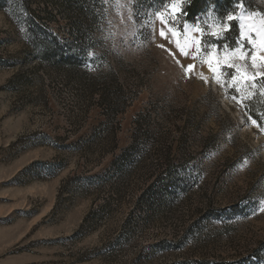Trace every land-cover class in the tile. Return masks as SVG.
<instances>
[{
	"label": "rangeland",
	"instance_id": "1",
	"mask_svg": "<svg viewBox=\"0 0 264 264\" xmlns=\"http://www.w3.org/2000/svg\"><path fill=\"white\" fill-rule=\"evenodd\" d=\"M154 2L139 0L146 26L129 28L112 0H0V264H264V132L206 65L159 37L158 20L152 35L167 0ZM192 2L180 21L206 30L240 12L238 0H203L189 19ZM243 3L264 12V0ZM238 35L232 21L208 40ZM134 145L126 180L84 190L79 179L125 166L115 162Z\"/></svg>",
	"mask_w": 264,
	"mask_h": 264
},
{
	"label": "snow or ice",
	"instance_id": "2",
	"mask_svg": "<svg viewBox=\"0 0 264 264\" xmlns=\"http://www.w3.org/2000/svg\"><path fill=\"white\" fill-rule=\"evenodd\" d=\"M187 2L188 0L162 2L161 8L150 14L152 35L156 34L155 21L158 20L161 25L158 29L159 37L174 45L180 56H190L193 61L206 65L211 73V82L222 89H230L231 93L228 94L231 101L245 111L252 125L264 132V113L253 118L248 103L256 96L258 87L259 95L264 96V12H247L243 0H238L239 14L229 12L221 22L208 24L206 30L199 20L194 24L186 20L180 21ZM112 3L124 9V13L118 15L127 27L134 28L138 24L146 26L140 21L136 8L139 0H112ZM232 21H237L239 25L235 46L230 47L225 44L223 47H218L217 44L209 42L208 37L222 39L231 30ZM178 23L182 26L177 27ZM157 47L168 52L175 63L182 68L185 76L192 73L195 64L189 63L184 67L171 49L164 44H159ZM85 55L86 58L93 60L96 58L93 52H86ZM199 79L205 84L210 83L209 78L203 73L199 74ZM258 211L264 213V199L259 201Z\"/></svg>",
	"mask_w": 264,
	"mask_h": 264
},
{
	"label": "trees",
	"instance_id": "3",
	"mask_svg": "<svg viewBox=\"0 0 264 264\" xmlns=\"http://www.w3.org/2000/svg\"><path fill=\"white\" fill-rule=\"evenodd\" d=\"M75 1L77 2V4L79 6H82L83 3L85 2V0H72V2ZM202 1L203 0H193L192 4H190L188 7L185 8L186 13L189 16V19H192L194 16L197 15V13L201 10L202 8ZM223 2L226 3V0H223ZM154 4H160V0H155ZM159 6L157 5L156 10L159 9ZM138 147L136 145L132 146L131 148L127 149L115 162V164H117L118 162L121 163L123 162L124 165L120 164V166L116 167V168H112L111 169V173H108L106 175H96V177H83L81 179H79L81 182H83V187L85 188L84 190L88 189L89 186H94L96 187V189H100L102 187L103 183L106 182H110L111 180H113L114 178H118L121 181L126 180L127 177H129L132 174V170L137 166L138 164V160L137 159H133V161H130L127 164L128 159L131 157V151L132 150H136ZM114 170V171H113ZM175 176H173L172 174L169 175V181H174ZM81 185V186H82ZM152 187V186H151ZM150 187V188H151ZM116 191L118 192V194L121 193V195L123 194V190L122 187H117ZM117 201V197L112 194L111 198H109L107 200V205L105 206V208H111L112 205L114 204V202Z\"/></svg>",
	"mask_w": 264,
	"mask_h": 264
}]
</instances>
